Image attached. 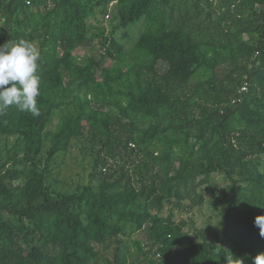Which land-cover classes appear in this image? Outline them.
<instances>
[{"label": "trees", "instance_id": "trees-1", "mask_svg": "<svg viewBox=\"0 0 264 264\" xmlns=\"http://www.w3.org/2000/svg\"><path fill=\"white\" fill-rule=\"evenodd\" d=\"M111 4L124 38L142 22L129 51L89 37ZM94 38L103 59L78 56ZM20 40L38 46L40 115L0 112V264H253L264 253V0H0V45ZM78 139L96 183L57 191L53 163ZM217 175L219 230L187 235L175 211L202 206Z\"/></svg>", "mask_w": 264, "mask_h": 264}, {"label": "rangeland", "instance_id": "rangeland-1", "mask_svg": "<svg viewBox=\"0 0 264 264\" xmlns=\"http://www.w3.org/2000/svg\"><path fill=\"white\" fill-rule=\"evenodd\" d=\"M142 22L138 23L135 26L129 27L128 37L124 38L125 34L123 30L117 29L118 22L115 20L113 15L112 4L109 7L108 13L103 15L102 13L97 14L96 19H90L89 24V37H93L99 33H103L105 37H114L120 41L123 45L125 51L131 50L133 45L136 43L138 37L143 32ZM244 40H247V37L244 36ZM37 49V44L34 45ZM102 47L100 44L99 38H94L90 41L89 44L85 45L84 48H80L78 51V56H90L94 57L97 60H102ZM106 67H111L113 65V60L111 58H106L104 63ZM165 68L164 65L160 66V71H163ZM95 108L104 109L102 105H93ZM58 120H55L52 126L49 127L48 131H54ZM45 146L49 145L47 136L45 137ZM5 141L4 139L0 140V147H3ZM9 148L11 149L14 144V139L9 140ZM46 159V149H44V161ZM2 161H0V166ZM54 173L57 176L56 179L59 180V184L56 186L57 191L61 192H72L77 189L81 184L96 183L95 178H91L94 167V157L91 155L89 146L84 139H78L75 142L71 150L63 156H58L56 161L53 163ZM101 171L99 168L97 172ZM103 172V170H102ZM227 185L226 181L222 176H215L214 178V187L216 188V193L212 195L210 191L205 192V202L202 206H195L191 211L180 212L175 211V219L185 220L188 224L185 227V233L187 235H194V227L201 229L206 236L212 238L213 233L219 230V222L221 220L220 213L222 207L217 205L221 197V192ZM135 240L146 242L148 239V230L140 232L134 237ZM114 246H111L113 249Z\"/></svg>", "mask_w": 264, "mask_h": 264}, {"label": "clouds", "instance_id": "clouds-1", "mask_svg": "<svg viewBox=\"0 0 264 264\" xmlns=\"http://www.w3.org/2000/svg\"><path fill=\"white\" fill-rule=\"evenodd\" d=\"M39 53L28 41L0 45V112L16 105L33 117L40 115L37 97L40 95V77L36 75ZM254 224L264 237V215L255 218ZM240 264L242 262L240 261ZM253 264H264V253L253 257Z\"/></svg>", "mask_w": 264, "mask_h": 264}, {"label": "built area", "instance_id": "built-area-1", "mask_svg": "<svg viewBox=\"0 0 264 264\" xmlns=\"http://www.w3.org/2000/svg\"><path fill=\"white\" fill-rule=\"evenodd\" d=\"M242 89H243V90H245V89H246V87H243Z\"/></svg>", "mask_w": 264, "mask_h": 264}]
</instances>
